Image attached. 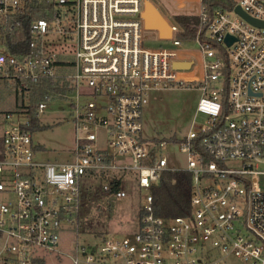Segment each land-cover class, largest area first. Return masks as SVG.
<instances>
[{"label":"built area","instance_id":"2783aa9c","mask_svg":"<svg viewBox=\"0 0 264 264\" xmlns=\"http://www.w3.org/2000/svg\"><path fill=\"white\" fill-rule=\"evenodd\" d=\"M174 1L197 8L189 12L200 17L195 51H186L170 19L173 46H145L144 0H0V81L11 80L28 102L35 85L64 77L76 129L70 160L38 161L32 117L3 113L0 264H35L40 250L56 251L65 226L78 220L83 189L96 178L118 197L127 193L122 184L146 189L139 229L77 242L73 264H226L230 256L264 264V26L234 10L240 5L264 21V0H234L231 11L209 10L203 0ZM35 3L53 4V11L31 23L28 48L15 53L10 39ZM57 35L76 36L70 71L57 64ZM178 61L191 66L177 68ZM176 85L201 91L188 131L177 140H146L149 91ZM53 101L39 102L37 115ZM98 129L107 132L102 147ZM169 144L184 165L170 163ZM180 170L193 176L190 212L157 215L161 175Z\"/></svg>","mask_w":264,"mask_h":264},{"label":"rangeland","instance_id":"374dc122","mask_svg":"<svg viewBox=\"0 0 264 264\" xmlns=\"http://www.w3.org/2000/svg\"><path fill=\"white\" fill-rule=\"evenodd\" d=\"M161 9L165 17L175 23V15L190 14L197 10L190 4L179 8L174 0H153ZM176 24V23H175ZM145 46L151 48L173 46L172 39H161L155 30L145 29ZM58 41L59 58L65 61L75 59L74 47L76 36L68 38L65 35L54 37ZM183 40V39H182ZM186 51H195L198 45L194 41H184ZM72 65L67 69L70 71ZM201 91L180 85L169 87H157L149 91L148 102L143 111L144 138L148 141L154 139H168L169 137L183 136L189 129L196 111ZM22 98L17 94L14 83L0 81V136L6 125L4 112L16 110L21 104ZM73 108L66 98L51 102L46 111L41 114L40 120L43 128L33 133V141L37 148L35 159L38 161H68L71 158L75 144V122L72 114ZM98 145H106L107 132L98 129ZM170 163L184 165L185 157L177 153L176 146L169 144L167 150ZM123 157H118L122 160ZM264 168V165H263ZM260 183L264 189V174H260ZM102 181L92 180V188L82 193L81 208L78 220L74 225L67 224L61 232V240L57 250H40L45 264H73L72 255L76 243L95 244L104 238H121L134 233L139 229L140 204L142 192L138 185L126 187V195L118 197L113 193L101 191ZM1 199V196H0ZM78 225V227H77ZM226 264H245L240 258L230 256Z\"/></svg>","mask_w":264,"mask_h":264},{"label":"trees","instance_id":"16d2710c","mask_svg":"<svg viewBox=\"0 0 264 264\" xmlns=\"http://www.w3.org/2000/svg\"><path fill=\"white\" fill-rule=\"evenodd\" d=\"M208 6L209 10L216 8H224L227 10H233L236 6L234 0H203ZM48 7L50 10H48ZM54 5H41L33 4L29 9L28 14L25 16L24 25L21 31L17 35L11 37L9 42L10 49L15 53H20L22 50H26L31 39V23L40 18H50L51 11H53ZM200 17L198 15L180 14L175 15L173 20L180 30L177 32V37L184 41H191L195 38L198 29L200 28ZM73 61H65L58 59L60 70L66 71L68 67L72 65ZM62 78H52L43 81L39 85H35L31 92L28 102H25L22 98L21 104L16 110L13 111H26L32 117L31 130L34 132L37 129L44 127L40 120V116L37 115V106L41 101L57 100L65 97L68 92L67 83H61ZM46 95H50V99L47 100ZM12 111V110H8ZM5 111V112H8ZM178 136L173 135L169 137L170 140H177ZM1 144V140H0ZM98 181L102 179L96 178ZM121 187H128V184H122ZM90 186H85L84 192L90 190ZM193 189V176L188 171H166L161 175L160 182L155 188V210L157 215L170 217L176 215H187L191 210V197ZM101 191L105 193H112V190H104L101 185ZM42 255L35 258V264H45V260L42 259Z\"/></svg>","mask_w":264,"mask_h":264},{"label":"water","instance_id":"95a60500","mask_svg":"<svg viewBox=\"0 0 264 264\" xmlns=\"http://www.w3.org/2000/svg\"><path fill=\"white\" fill-rule=\"evenodd\" d=\"M234 10L254 25L264 26V21L252 17L244 11L240 5H237ZM141 16L144 20L145 29L157 31L158 36L161 39L172 38L173 27L171 22L167 17H165L161 9L153 0H144V8L141 12ZM232 41L233 37L227 35L226 42L231 44ZM174 66L177 68H189L191 66V61H178L174 63Z\"/></svg>","mask_w":264,"mask_h":264}]
</instances>
